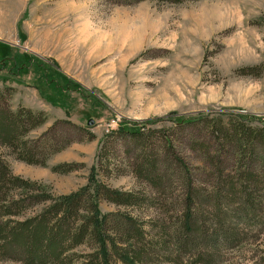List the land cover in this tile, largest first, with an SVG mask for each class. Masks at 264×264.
Masks as SVG:
<instances>
[{
	"label": "rangeland",
	"instance_id": "obj_1",
	"mask_svg": "<svg viewBox=\"0 0 264 264\" xmlns=\"http://www.w3.org/2000/svg\"><path fill=\"white\" fill-rule=\"evenodd\" d=\"M14 56L23 57L21 70L11 68ZM10 89L11 110L47 118L26 139L38 146L47 139L58 149L42 167L0 147L14 176L49 186L54 197L92 190L95 182L143 195L136 207L101 200L99 209L151 230L166 227L167 217L183 212L184 184L156 194L135 173L137 148L115 132L119 126L168 130L195 188L213 193L216 172L198 144L208 143V152L223 158L224 175L234 174L235 163L203 125L176 129L174 122L222 117L226 123L237 115L252 126L264 123V0H0V91ZM59 165L71 171L53 173ZM236 224L238 239L220 245L211 264H264V221ZM95 247L88 243L67 255L83 264ZM166 255L171 261L156 264H186L193 257Z\"/></svg>",
	"mask_w": 264,
	"mask_h": 264
},
{
	"label": "trees",
	"instance_id": "obj_2",
	"mask_svg": "<svg viewBox=\"0 0 264 264\" xmlns=\"http://www.w3.org/2000/svg\"><path fill=\"white\" fill-rule=\"evenodd\" d=\"M154 1L178 4L196 0ZM11 63L12 69L21 70L23 57L14 56ZM8 92L11 89L0 91V147L10 149L19 161L46 167V160L58 149L47 139L39 146L26 139L46 123V116L24 108L11 110ZM250 121L236 115L226 123L222 117L174 122L176 129L203 125L218 151L229 153L235 163L234 174L224 175L223 158L211 155L208 143H196L215 169L218 184L213 193L195 188L189 168L172 147L168 130L146 128L143 133L119 126L115 134L138 150L135 173L156 194L165 196L167 191L174 192L173 183L184 184V195L179 198L183 212L176 218L167 217L168 226L152 230L128 215H102L99 209L101 200L136 207L146 200L143 195L118 192L95 182L92 190L84 187L54 197L49 186L14 176L0 154V261L73 264L76 255L68 253L95 243L96 253L83 264H156L162 258L171 261L168 251L178 260L186 254L197 255L186 264H211L220 245H232L238 239L236 223L264 221V123L256 127ZM70 168L59 165L51 171L66 174ZM29 211L32 214L27 216ZM154 228L158 229L156 235L151 234Z\"/></svg>",
	"mask_w": 264,
	"mask_h": 264
}]
</instances>
